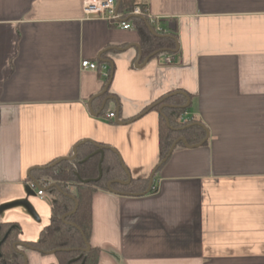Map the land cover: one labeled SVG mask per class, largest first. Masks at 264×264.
I'll list each match as a JSON object with an SVG mask.
<instances>
[{
    "label": "crops",
    "instance_id": "crops-1",
    "mask_svg": "<svg viewBox=\"0 0 264 264\" xmlns=\"http://www.w3.org/2000/svg\"><path fill=\"white\" fill-rule=\"evenodd\" d=\"M90 1L0 0V225L37 242L59 188L47 168L92 143L117 153L128 178L154 175L149 192L94 193L99 264H264V0H139L164 29L147 21L153 34L175 43L155 55L127 18L131 29L86 15ZM174 95L208 138L157 170ZM17 249L27 264H60Z\"/></svg>",
    "mask_w": 264,
    "mask_h": 264
},
{
    "label": "trees",
    "instance_id": "trees-1",
    "mask_svg": "<svg viewBox=\"0 0 264 264\" xmlns=\"http://www.w3.org/2000/svg\"><path fill=\"white\" fill-rule=\"evenodd\" d=\"M135 7L145 8L146 5L139 0H121L119 12L138 29L144 54L160 53L163 49L174 47V41L166 36L154 35L149 30L147 18L144 20L141 16L132 14ZM165 102L174 106L164 109L160 115V164L157 170L167 161L163 162L177 139L185 137L189 143L194 144L201 142L206 136L205 130L196 124L197 121L185 119L184 115L187 109L183 107L184 101H177V95L167 98ZM163 114L169 119L170 126L167 125ZM179 145H183V142H179L177 146ZM81 147H85L87 150L81 151L80 149L75 160H63L46 170L48 179L54 180L59 188L52 187L50 189L55 195L51 203V223L41 231L37 242H20V227L18 225H0L2 232L0 264H25V254L14 247L15 244L35 247L42 253L58 250L56 255L60 264H99L101 250L98 247L90 245V250L84 251L86 248L84 236L90 242L92 234L93 195L100 188L108 189L110 181H126L128 177L117 153L106 151L103 161H101V154L95 153L97 148L92 143H86ZM100 163L102 176L98 179ZM83 180L90 181L85 183ZM68 184L75 186L74 192L68 188ZM148 185V179L136 180L132 178L129 184L114 182L112 189L133 193L146 191ZM69 194L75 195L79 205L76 212L69 215L66 221L77 227L63 220V216L74 210L76 206V200L72 199Z\"/></svg>",
    "mask_w": 264,
    "mask_h": 264
},
{
    "label": "built area",
    "instance_id": "built-area-1",
    "mask_svg": "<svg viewBox=\"0 0 264 264\" xmlns=\"http://www.w3.org/2000/svg\"><path fill=\"white\" fill-rule=\"evenodd\" d=\"M84 12L86 15L91 16L95 15L98 17L107 20L108 22L116 25L122 29H131L133 26L130 22L125 20V17L122 13L119 12L118 7V0H92L85 4ZM133 15L142 16L147 18L151 25L155 26L156 31L161 32L164 31L163 27L159 25V19L152 16L149 8L146 6L145 8L142 7H135L132 11ZM166 62H172V56L166 57ZM82 69L83 70H90L100 72L105 78L109 77V71L107 65H100L96 62H91L89 60L82 61ZM116 117L115 112H109L106 114V119L113 120ZM37 194L40 196L44 195V190L37 189L34 187Z\"/></svg>",
    "mask_w": 264,
    "mask_h": 264
},
{
    "label": "water",
    "instance_id": "water-1",
    "mask_svg": "<svg viewBox=\"0 0 264 264\" xmlns=\"http://www.w3.org/2000/svg\"><path fill=\"white\" fill-rule=\"evenodd\" d=\"M120 3H121V0H118V7L120 6ZM148 26H149L151 32L154 33L152 27H150V25H148ZM162 51L164 52V51H166V49H163ZM155 54H157V52L153 53V55H155ZM108 85H109V84H108ZM108 85L106 86L105 91L108 89ZM167 106H168V105H167ZM163 115H164V117L166 118L167 125L170 126V121H169V119L166 117L165 114H163ZM199 125H200V124H199ZM207 138H208V132H207V137L204 139V141H206ZM204 141H203V142H204ZM179 142H183L184 145H185L186 147H192V145H190V144L188 143V141L186 140L185 137H180L179 139H177V140L173 143V145L171 146V148H170V150H169V152H168L166 158L163 160V162L166 161V160L170 157V155L172 154V152L174 151V149L176 148V146L178 145ZM203 142H202V143H203ZM202 143H201V144H202ZM97 147H98V149L96 150L95 153H100V154H101V161H103L104 152H105V149H106V148H105V147H102V146H98V145H97ZM77 156H78V146H76V147L74 148V150H73V155H72V156L65 157V158H60V159H58L56 162H54V163L52 164V166L57 165L58 163L62 162L63 160H70V161H73V160H75V159L77 158ZM124 169H125V171L128 173V171L126 170V168H124ZM99 172H100V174H99L98 179L101 178V176H102V167H101V163H100V165H99ZM153 176H154V175H152L151 178H150L149 188H148L147 192H149L150 189H151V187H152ZM98 179H97V180H98ZM89 181H90V180H83V182H85V183H86V182H89ZM35 182L38 183L37 181H35ZM114 182H118V183H120V184H129V183L131 182V177L129 176L128 180H126V181H122V180H114V181H110V182L108 183V189L111 190V191H115V190L112 189V184H113ZM54 186L57 187V185H54ZM49 189H51V186L48 188V190H49ZM69 196H70L72 199L76 200L75 195L69 194ZM78 205H79V204H78V201L76 200V206H75L74 210H72L71 212H69V213H67V214H65V215L63 216V220H64L66 223H68V222L66 221L67 217H68L69 215H72L73 213L76 212V210L78 209ZM68 224H71V225H73V226H76V225L73 224V223H68ZM76 227H77V226H76ZM78 228H79V227H78ZM79 230H80V228H79ZM83 236H84V235H83ZM84 241H85V243H86V248L84 249V251L87 252V251L90 250V242L86 239L85 236H84ZM20 245H21V244H15L14 247H17V246H20ZM26 247H27V248H32L31 246H26ZM57 251H58V250H54V251H51V253H56ZM25 264H27V259H26V261H25Z\"/></svg>",
    "mask_w": 264,
    "mask_h": 264
}]
</instances>
